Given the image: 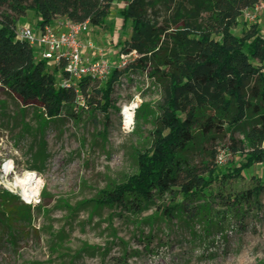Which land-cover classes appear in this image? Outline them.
Instances as JSON below:
<instances>
[{
  "label": "trees",
  "instance_id": "16d2710c",
  "mask_svg": "<svg viewBox=\"0 0 264 264\" xmlns=\"http://www.w3.org/2000/svg\"><path fill=\"white\" fill-rule=\"evenodd\" d=\"M119 1L123 25L116 47L132 58L100 82L89 77L75 81L62 64L48 65L16 37V28L28 12L38 17V29L58 18L101 28L116 0H0V87L23 106L37 107L46 119L76 118L81 101L82 108L107 115L115 84L129 71L146 74L163 90L152 145L138 154L134 174L101 190L90 204L139 216L167 196L169 204L156 210L171 220L189 211L214 181H232L264 164V31L259 24L240 34L233 31L244 12L264 0ZM64 80L69 87L61 86ZM135 113L138 118L139 110ZM199 139L213 146L226 140V149L242 162L217 175L221 152L214 147L208 163L194 164L189 154ZM263 194L264 181L254 177L251 188L218 194L217 201L237 211L258 204ZM15 198L8 190L0 191L3 234L14 233L12 221L19 215Z\"/></svg>",
  "mask_w": 264,
  "mask_h": 264
},
{
  "label": "rangeland",
  "instance_id": "374dc122",
  "mask_svg": "<svg viewBox=\"0 0 264 264\" xmlns=\"http://www.w3.org/2000/svg\"><path fill=\"white\" fill-rule=\"evenodd\" d=\"M122 5L116 0L106 24L90 28L84 37L113 67L119 63L116 44L122 40L123 24L117 10ZM37 22L28 12L17 26H28L36 34ZM254 24L264 31V8L244 13L233 31L240 34ZM87 55L97 57L93 50ZM121 80L114 86L107 115L82 108L81 101L76 118L46 119L37 107L23 106L0 87V191L12 192L19 212L12 221L14 233L0 232V264H262L264 194L258 204L237 211L224 209L217 196L251 188L254 177L264 181V164L232 181H214L189 211L171 220L156 210L169 204L167 196L139 216L90 204L101 190L134 174L138 154L152 145L163 90L146 74L129 71ZM132 102L139 114L126 128L121 111ZM214 147L224 158L216 165L217 175L242 162L226 149V140L213 146L200 139L189 154L192 162L208 163ZM6 163L12 165L11 173L5 172ZM26 172L41 182L30 202L13 185ZM85 201L89 203L80 208Z\"/></svg>",
  "mask_w": 264,
  "mask_h": 264
},
{
  "label": "built area",
  "instance_id": "2783aa9c",
  "mask_svg": "<svg viewBox=\"0 0 264 264\" xmlns=\"http://www.w3.org/2000/svg\"><path fill=\"white\" fill-rule=\"evenodd\" d=\"M259 8H264V1L251 10ZM90 28L88 21L74 23L66 18H58L51 25L38 29L36 34L28 26H18L16 28V37L28 42L38 57L47 61L48 65L60 67L62 64V69L75 81L89 77L102 82L109 76L113 66L104 57L102 50L96 48L92 41H85L84 37L88 35ZM89 50H93L97 54V57L87 55V51ZM130 56L119 54V63L115 67L124 68ZM61 86L69 87L70 82L64 80L61 82ZM74 86H76V83ZM125 109L130 110L133 114L131 121L128 122L124 110L121 111L127 124L126 128H128L133 123L137 104L132 102ZM223 161V155L220 153L217 162L221 164Z\"/></svg>",
  "mask_w": 264,
  "mask_h": 264
},
{
  "label": "bare ground",
  "instance_id": "6f19581e",
  "mask_svg": "<svg viewBox=\"0 0 264 264\" xmlns=\"http://www.w3.org/2000/svg\"><path fill=\"white\" fill-rule=\"evenodd\" d=\"M124 114L128 118V122H130L133 116L132 112L125 109ZM12 170V165L10 163H6L5 172L11 173ZM13 185L18 187L21 190L24 199L30 202L38 194L41 182L37 179L36 175L31 172H26L22 177H15Z\"/></svg>",
  "mask_w": 264,
  "mask_h": 264
}]
</instances>
